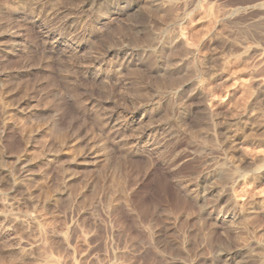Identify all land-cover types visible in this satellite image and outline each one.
Listing matches in <instances>:
<instances>
[{"label":"rangeland","instance_id":"1","mask_svg":"<svg viewBox=\"0 0 264 264\" xmlns=\"http://www.w3.org/2000/svg\"><path fill=\"white\" fill-rule=\"evenodd\" d=\"M45 256L264 264V0H0V264Z\"/></svg>","mask_w":264,"mask_h":264},{"label":"bare ground","instance_id":"2","mask_svg":"<svg viewBox=\"0 0 264 264\" xmlns=\"http://www.w3.org/2000/svg\"><path fill=\"white\" fill-rule=\"evenodd\" d=\"M63 193H65V189L61 188V189H59L57 191V193L55 195L56 196L57 195H63ZM30 245H31L30 247H34L35 248V242L31 241ZM36 246H38V245H36ZM18 251L23 252L24 249L18 248ZM37 264H56V263L53 260L49 259V257L45 256V257L40 258V261H38Z\"/></svg>","mask_w":264,"mask_h":264}]
</instances>
